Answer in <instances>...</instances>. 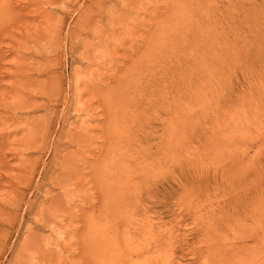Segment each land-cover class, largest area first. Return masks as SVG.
Masks as SVG:
<instances>
[{
    "label": "rangeland",
    "instance_id": "obj_1",
    "mask_svg": "<svg viewBox=\"0 0 264 264\" xmlns=\"http://www.w3.org/2000/svg\"><path fill=\"white\" fill-rule=\"evenodd\" d=\"M7 3L0 264H264V0ZM175 49L170 73L115 100ZM110 144L111 176L128 167L136 188L122 202L97 178Z\"/></svg>",
    "mask_w": 264,
    "mask_h": 264
},
{
    "label": "bare ground",
    "instance_id": "obj_2",
    "mask_svg": "<svg viewBox=\"0 0 264 264\" xmlns=\"http://www.w3.org/2000/svg\"><path fill=\"white\" fill-rule=\"evenodd\" d=\"M7 1L8 0H0V18H2V17H4V16H8V14H9V12H10V9H7V6H9L8 5V3H7ZM11 1V0H10ZM201 9V8H200ZM5 10L8 12V14H6L5 13ZM186 12V11H185ZM184 13V12H183ZM197 12H193L192 11V13H191V15H188V18H189V20H190V22L191 21H193V20H191V19H194V14H196ZM206 13V12H205ZM193 16V18H191ZM191 18V19H190ZM188 20V21H189ZM198 20V19H197ZM1 21V20H0ZM186 21V20H185ZM196 23V22H195ZM193 24V23H192ZM192 24H189L190 26L192 25ZM208 24H209V22H208ZM196 25H198V24H196ZM212 25H213V23H212ZM193 26V25H192ZM1 28H2V26H0ZM187 27V26H186ZM194 27V26H193ZM199 27H201V26H199ZM190 28V27H189ZM192 28V27H191ZM162 29V28H161ZM164 29V28H163ZM181 30V29H180ZM182 30H184V29H182ZM197 30V29H196ZM168 31V30H167ZM3 32H5V31H3ZM190 32V31H189ZM187 33V32H186ZM177 34H179V33H177ZM195 34H197V33H195ZM4 35V34H3ZM185 36V35H184ZM164 40V36H161V38L158 40V42L156 43L158 46H159V44H161L162 43V41ZM177 40V39H176ZM194 40H192V42H193ZM197 41V40H196ZM178 42V41H177ZM199 43V42H198ZM195 44V43H194ZM181 45V44H180ZM190 46V45H189ZM198 46V45H197ZM154 47H156L157 48V46H154V44H152V43H150V44H148V48H149V50L151 51L152 49L154 50ZM173 47V46H172ZM175 47H176V45H175ZM179 47V46H178ZM191 47V46H190ZM200 48H201V46H199ZM180 48V47H179ZM177 50H181V49H178V48H176ZM176 49L175 50H173V52H171L169 55H164L163 56V54H165V52L161 55V56H163V57H161V59H163V60H160V59H158L157 57H156V55L155 56H153L152 57V59H150V60H148V63L146 64V70H148L149 71V73H148V75L147 76H144V77H142V78H137V80H133V82H131V83H129V84H127V85H125L123 88H122V86L120 87V88H117V90H116V94H115V100H116V96L119 94V91H122L123 90V92H125V91H128L129 89L130 90H137V89H141L142 88V86H143V84L144 83H146V82H149L150 81V78L153 76V73H151L153 70H160L163 74H165L166 72H168V73H170L169 71L172 69V68H174V66H172V64L173 63H175V62H177V60L179 59V55H180V53L181 52H178V51H176ZM183 49V48H182ZM196 49V48H195ZM184 50V49H183ZM182 50V51H183ZM190 50H191V48H190ZM198 50V49H197ZM196 50V51H197ZM199 51V50H198ZM152 52V51H151ZM163 52V51H162ZM167 52V51H166ZM183 52H186V51H183ZM167 54V53H166ZM188 54V53H187ZM191 54V53H190ZM193 54V53H192ZM205 55V54H204ZM158 56V55H157ZM202 56V55H201ZM182 58H183V56H181ZM186 57V56H185ZM184 57V58H185ZM182 62H184V61H182ZM179 63V62H178ZM160 64V65H159ZM181 64V63H180ZM178 66V65H177ZM176 66V67H177ZM175 70V69H174ZM142 81H143V83H142ZM177 81V80H176ZM171 82V83H169V85L168 86H166V88H168V91H167V93H169L170 92V94L172 93V91H175V92H177V93H179L180 95V99L178 100V104L175 106V107H177L180 103H181V100H182V86H181V78L177 81V82ZM166 85V84H165ZM148 87H152V86H148ZM121 89V90H120ZM126 89V90H125ZM107 100H109L108 102H109V104H108V113H109V116H110V119H109V122H110V127H111V136L112 137H114L115 136V134H117V129H118V122H119V116H118V111L117 110H119L117 107V104H118V102L117 101H115L114 100V98H112V97H110L109 96V98L107 99ZM176 115H177V111L176 112H174V113H170V112H168V113H166L165 114V116H164V118L163 119H160L159 121L161 122V124H166L168 127H167V130H170V127L172 126V125H174L175 127H176V129L177 130H180L181 131V127H179V126H177L176 125V123L175 122H177V123H179V124H182V117H181V120L179 119V121H176V119H177V117H176ZM182 116V115H181ZM180 117V116H179ZM167 120H170V121H168L167 122ZM175 121V122H174ZM181 122V123H180ZM175 127H173V128H175ZM172 128V129H173ZM174 130V129H173ZM176 130V131H177ZM180 131L177 133L179 136L181 135V137H184V136H182V132L180 133ZM173 132V131H172ZM171 133V132H170ZM174 133V132H173ZM112 142V141H111ZM112 148H113V146H111V144H110V146H109V149H107V153H106V155L108 154V152H109V156L107 157V159H105V161L104 162H102L101 164H100V166L98 167V169H97V178H98V182H99V184H100V186H101V190H102V194H103V197H104V202H122V198L124 197V195H125V192L129 189H131V190H134V188H135V184H132L131 185V188H129L128 187V185H130L131 183H129L130 182V180H126L127 178L124 176V173H126L127 172V168H125V167H120L118 170H117V172L115 173V174H113L112 176H111V174H110V170H109V166H111L112 165V168H118L119 166H117V165H113L114 163H115V160H114V158L112 157V151H114V150H112ZM123 153V152H122ZM118 154V153H117ZM1 155L2 154H0V157H1ZM119 155H117V157H118ZM111 158H113L112 160H109V159H111ZM1 159V158H0ZM122 160V159H121ZM127 161V160H126ZM117 162V161H116ZM127 163V162H126ZM1 162H0V167H1ZM116 164V163H115ZM124 164V163H123ZM127 166V165H126ZM111 168V167H110ZM130 168V167H129ZM131 170V169H130ZM112 172V171H111ZM132 172V171H131ZM112 173H114V172H112ZM129 173V172H128ZM135 173V172H134ZM107 174H109L111 177L109 178V179H107L106 178V181H104L103 180V178H102V176L103 175H107ZM130 176V175H129ZM133 180V179H132ZM149 184V183H148ZM136 189V188H135ZM134 199H136V197L134 198ZM133 213H134V211H133ZM133 215V214H132ZM136 216V215H135ZM128 219V218H127ZM126 221V220H125ZM147 224V223H146ZM145 224V225H146ZM105 228V227H104ZM93 231L94 232H98L97 231V228H96V225H94L93 226ZM148 230H150V227H148ZM105 231H106V229H105ZM146 231V230H145ZM144 231V232H145ZM153 231V230H152ZM109 233V232H108ZM91 234V233H90ZM103 234H106V233H103ZM113 234V233H112ZM149 234H150V232H149ZM92 235V234H91ZM107 235V234H106ZM99 237V236H98ZM149 239V238H148ZM92 243V242H91ZM104 243H107V242H104ZM99 244V243H98ZM96 247V246H95ZM142 249H143V247H142ZM145 251V250H144ZM154 251V250H153ZM150 253V252H149ZM147 254V253H146ZM137 255H139V254H137ZM137 261V260H136ZM135 262V261H134ZM135 263H137V262H135Z\"/></svg>",
    "mask_w": 264,
    "mask_h": 264
}]
</instances>
